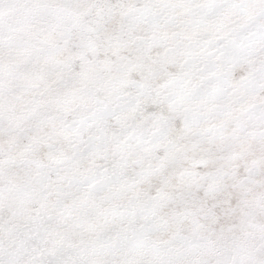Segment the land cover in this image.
Here are the masks:
<instances>
[{
	"label": "snow or ice",
	"instance_id": "snow-or-ice-1",
	"mask_svg": "<svg viewBox=\"0 0 264 264\" xmlns=\"http://www.w3.org/2000/svg\"><path fill=\"white\" fill-rule=\"evenodd\" d=\"M0 264H264V0H0Z\"/></svg>",
	"mask_w": 264,
	"mask_h": 264
}]
</instances>
